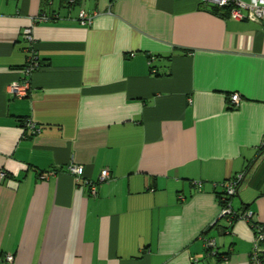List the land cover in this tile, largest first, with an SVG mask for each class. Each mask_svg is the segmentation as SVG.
<instances>
[{
    "label": "crops",
    "instance_id": "0c3cea01",
    "mask_svg": "<svg viewBox=\"0 0 264 264\" xmlns=\"http://www.w3.org/2000/svg\"><path fill=\"white\" fill-rule=\"evenodd\" d=\"M263 144L264 22L198 0H0V264H255L220 184L244 172L232 206L264 224Z\"/></svg>",
    "mask_w": 264,
    "mask_h": 264
},
{
    "label": "built area",
    "instance_id": "2783aa9c",
    "mask_svg": "<svg viewBox=\"0 0 264 264\" xmlns=\"http://www.w3.org/2000/svg\"><path fill=\"white\" fill-rule=\"evenodd\" d=\"M75 0H70V3H74ZM201 4H211L216 6L220 10L227 12L229 18L233 20H249L254 22H264V0H198ZM97 13H89L85 10H81L78 20L83 26H90L93 23ZM52 17L45 11L41 12L33 18V24L23 29V36L30 43L28 49V57L25 65L23 66V84L17 82L11 85V90L19 96L26 95L30 88L31 75L41 68V59L38 53V49L35 45V36L33 33V26L38 22L48 21ZM241 100L239 93H233L231 95V101L233 104H239ZM26 127L30 128L33 134L40 132V128L37 124L28 119L25 122ZM264 147V144H263ZM69 172L75 177L77 182L87 184L91 195H97L98 182L86 179L84 176V166L82 164L70 163ZM4 172H1V176ZM244 172L236 174L234 177L229 178L222 182L220 185L223 188L221 196V210L220 217H226L231 222L237 219H244L250 222L253 226L254 237L251 251V259L255 264H264V224L253 220L254 212L252 210L236 211L232 206V199L238 194L241 183L244 179ZM110 178V172L108 169L102 170L99 182L107 181ZM197 184L202 186V182L198 181ZM207 248V255L216 256L218 249L216 248V242L212 238L205 240ZM6 261L12 263L15 259L14 254H7Z\"/></svg>",
    "mask_w": 264,
    "mask_h": 264
},
{
    "label": "trees",
    "instance_id": "16d2710c",
    "mask_svg": "<svg viewBox=\"0 0 264 264\" xmlns=\"http://www.w3.org/2000/svg\"><path fill=\"white\" fill-rule=\"evenodd\" d=\"M214 9L217 11V12H224V13H227L226 11L224 10H220L219 8H217L216 6H214Z\"/></svg>",
    "mask_w": 264,
    "mask_h": 264
},
{
    "label": "rangeland",
    "instance_id": "374dc122",
    "mask_svg": "<svg viewBox=\"0 0 264 264\" xmlns=\"http://www.w3.org/2000/svg\"><path fill=\"white\" fill-rule=\"evenodd\" d=\"M238 199V198H237Z\"/></svg>",
    "mask_w": 264,
    "mask_h": 264
}]
</instances>
